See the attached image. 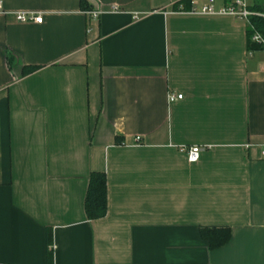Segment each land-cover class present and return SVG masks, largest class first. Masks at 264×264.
<instances>
[{
    "label": "crops",
    "instance_id": "crops-1",
    "mask_svg": "<svg viewBox=\"0 0 264 264\" xmlns=\"http://www.w3.org/2000/svg\"><path fill=\"white\" fill-rule=\"evenodd\" d=\"M80 1L2 0L0 264H264V48L248 21L226 0H83L96 19ZM92 170L107 209L88 219ZM202 227L230 239L211 248Z\"/></svg>",
    "mask_w": 264,
    "mask_h": 264
},
{
    "label": "trees",
    "instance_id": "trees-1",
    "mask_svg": "<svg viewBox=\"0 0 264 264\" xmlns=\"http://www.w3.org/2000/svg\"><path fill=\"white\" fill-rule=\"evenodd\" d=\"M179 0L173 3L176 7ZM84 9L90 8L85 1H80ZM250 7L255 10L264 11V6L259 0H251ZM248 26V35H251L252 29L259 30L264 35V16L251 15ZM33 68V66H32ZM106 175L104 171L92 170L89 174L86 194L84 198V210L88 219H94L103 216L106 213ZM200 234L208 241L211 248L221 246L230 239L231 233L229 227H202ZM47 260L51 263L53 258V242L51 231L47 232Z\"/></svg>",
    "mask_w": 264,
    "mask_h": 264
},
{
    "label": "built area",
    "instance_id": "built-area-1",
    "mask_svg": "<svg viewBox=\"0 0 264 264\" xmlns=\"http://www.w3.org/2000/svg\"><path fill=\"white\" fill-rule=\"evenodd\" d=\"M192 2L195 3L194 0H191ZM214 0H207L206 4L201 5L198 9L195 7L192 9L193 11H201V12H214ZM174 10H183V7L179 6L177 4L176 7H173ZM112 10H118V8L114 5ZM223 12L230 13L234 15L235 17L246 19L248 21V24L251 25L250 23V16L251 15H261L264 16V12L260 10H255L250 7V2L249 0H226L225 4L223 7L220 9ZM3 7H2V0H0V12H3ZM84 12L88 17L92 19L98 18L100 13L102 12L100 9L96 8H88L85 9ZM135 18L138 17V13H134L133 15ZM16 18L19 20H33L36 22H40L42 20V14L39 13H34V12H17L16 13ZM251 39L256 42L258 45H260L262 48H264V35L257 29H252L251 32ZM183 96L181 92L173 93L170 92L168 94V100L173 101L176 99H179ZM136 139L139 140L140 137L136 136ZM182 149L186 151L187 158L190 161H195L198 159L199 156V151H200V146L198 144H191V145H186L183 146ZM262 153H264V145L262 146Z\"/></svg>",
    "mask_w": 264,
    "mask_h": 264
},
{
    "label": "rangeland",
    "instance_id": "rangeland-1",
    "mask_svg": "<svg viewBox=\"0 0 264 264\" xmlns=\"http://www.w3.org/2000/svg\"><path fill=\"white\" fill-rule=\"evenodd\" d=\"M262 4H263V6H264V0H259ZM264 12V11H263Z\"/></svg>",
    "mask_w": 264,
    "mask_h": 264
}]
</instances>
